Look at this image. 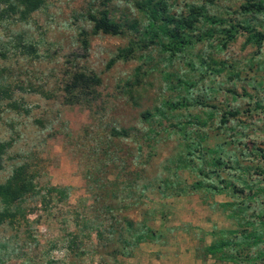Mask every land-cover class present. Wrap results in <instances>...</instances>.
Masks as SVG:
<instances>
[{"label": "rangeland", "instance_id": "1", "mask_svg": "<svg viewBox=\"0 0 264 264\" xmlns=\"http://www.w3.org/2000/svg\"><path fill=\"white\" fill-rule=\"evenodd\" d=\"M154 1L0 17V183L23 165L35 188L0 224V264H151L187 242L202 264H264V9L160 0L174 21L195 10L179 29ZM102 10L118 34L92 31ZM78 73L99 84L66 89ZM219 238L236 262L205 254Z\"/></svg>", "mask_w": 264, "mask_h": 264}, {"label": "trees", "instance_id": "2", "mask_svg": "<svg viewBox=\"0 0 264 264\" xmlns=\"http://www.w3.org/2000/svg\"><path fill=\"white\" fill-rule=\"evenodd\" d=\"M4 7L0 11L1 18H5L7 16L14 17L17 21H25L31 13L42 8L46 2V0H0ZM203 9V8H200ZM264 9V5L255 3L253 0H247L246 11H261ZM201 11V10H200ZM198 12V11H197ZM149 18L152 23L157 22L158 17L162 16L163 19L167 18V23L169 22L181 28H188L190 25L197 24L198 21L194 20L192 8L189 9V14L186 15L184 19H179L177 21L169 19L168 12L165 8L164 2L158 0L154 1L151 5L150 11L148 12ZM203 13V12H201ZM203 16V15H202ZM0 18V19H1ZM89 20L92 24V31L94 33L100 32L102 34L107 35H116L120 31V26L117 22L111 20L106 11L102 10L97 13L96 16H89ZM209 20V19H208ZM133 25V24H132ZM131 25V27H132ZM79 42L83 50L88 48V42L86 38V34L84 31H80L78 34ZM170 41L169 45L170 49H179L182 45L183 40L175 27L174 30L170 33ZM168 47V46H167ZM30 51H32L31 47H28ZM99 84V79L94 74L84 75L81 73L74 74L71 76L68 84H66V89L70 90H81L84 91L83 95L87 93L89 87H95ZM25 167L23 165L16 166L9 177L3 182L0 183V224L4 221H15L17 219V215L20 214L19 204L23 201L24 198L32 197L35 194V188L32 185V181L30 177L26 174ZM125 226L129 229H132V225L126 222ZM149 233V234H148ZM147 234H136V238L138 241H153L152 233L148 232ZM243 239V238H242ZM256 238H253L255 240ZM247 243V242H246ZM243 242L234 243L236 247H238ZM233 244L230 240L227 239H217L208 246L204 247V252L206 255L211 257L217 256L221 260H227L230 262H236L238 257L236 254H228L227 249Z\"/></svg>", "mask_w": 264, "mask_h": 264}, {"label": "crops", "instance_id": "3", "mask_svg": "<svg viewBox=\"0 0 264 264\" xmlns=\"http://www.w3.org/2000/svg\"><path fill=\"white\" fill-rule=\"evenodd\" d=\"M150 260L154 264H202V261L194 256L192 243L189 242L179 250L177 248L168 249L158 259L151 257Z\"/></svg>", "mask_w": 264, "mask_h": 264}]
</instances>
